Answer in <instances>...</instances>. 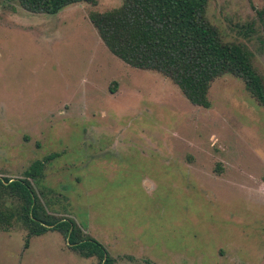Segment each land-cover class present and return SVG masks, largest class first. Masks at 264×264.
<instances>
[{"label": "rangeland", "instance_id": "rangeland-1", "mask_svg": "<svg viewBox=\"0 0 264 264\" xmlns=\"http://www.w3.org/2000/svg\"><path fill=\"white\" fill-rule=\"evenodd\" d=\"M121 5L48 15L0 0V179L43 162L31 182L44 206L109 264H264V106L226 75L197 107L115 57L89 15ZM207 18L264 78V0H210ZM0 264L102 262L17 224L0 228Z\"/></svg>", "mask_w": 264, "mask_h": 264}, {"label": "trees", "instance_id": "trees-1", "mask_svg": "<svg viewBox=\"0 0 264 264\" xmlns=\"http://www.w3.org/2000/svg\"><path fill=\"white\" fill-rule=\"evenodd\" d=\"M8 1L17 2L28 12L48 15L79 3L98 4V0ZM209 3L210 0H122L121 7L92 12L89 19L115 57L132 68L156 72L171 80L197 107H211L212 84L226 75L242 79L264 106V78L254 67L251 51L242 44L224 41L207 18ZM43 167V162H36L23 180L0 179V228L10 231L20 224L29 237L57 231L74 251L109 264L103 246L76 222L50 215L31 182L41 176Z\"/></svg>", "mask_w": 264, "mask_h": 264}]
</instances>
